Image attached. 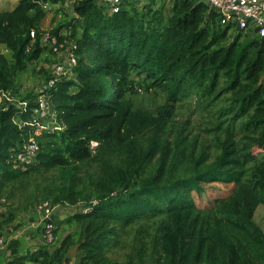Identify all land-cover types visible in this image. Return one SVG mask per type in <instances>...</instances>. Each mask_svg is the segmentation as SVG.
<instances>
[{
    "label": "trees",
    "instance_id": "1",
    "mask_svg": "<svg viewBox=\"0 0 264 264\" xmlns=\"http://www.w3.org/2000/svg\"><path fill=\"white\" fill-rule=\"evenodd\" d=\"M151 1L139 9L125 0L113 15L98 0H19L0 11V44L11 53L0 52V92L27 104L0 102V205L23 191L33 211L45 201L79 207L64 221L53 215L50 245L24 253L25 241L11 240L5 264H264L255 223L264 207V39L222 25L205 0H173L168 13ZM54 6L64 15L52 37L78 48L72 75L44 92L66 126L47 132L20 126L35 120L40 93L19 84L47 48ZM140 90L165 104H139ZM186 105L209 118L213 142L199 150L177 127L176 106ZM31 138L36 162L15 168L11 153ZM216 182L232 185L231 197L198 205L194 194ZM14 211L0 212V237L14 234ZM130 237L125 258L111 257Z\"/></svg>",
    "mask_w": 264,
    "mask_h": 264
},
{
    "label": "rangeland",
    "instance_id": "2",
    "mask_svg": "<svg viewBox=\"0 0 264 264\" xmlns=\"http://www.w3.org/2000/svg\"><path fill=\"white\" fill-rule=\"evenodd\" d=\"M133 1L135 2L136 7L139 9H143L144 6L152 2L151 0ZM172 1L173 0H155L153 6H164L165 12L168 13L169 9L172 7ZM18 3L19 0H0V11L14 10ZM51 9L53 10L50 11L47 19L44 22V31L46 33H50V31L54 27H57L60 21L63 19L64 15L61 12L62 10H60V6H54ZM64 11H66V15H69L70 19L73 17L72 9L69 4L64 7ZM60 35L66 37L68 35V30L62 29ZM71 42L72 41L64 40V44L66 46ZM42 45L47 48L44 49L39 61L32 64L29 70L25 72L21 78L19 87L21 88L22 92L26 91L37 94L40 93V95L43 94L47 88L46 79L48 77V74H53L54 66L60 64L63 60V58H61L63 54L60 56V54L55 53L45 42H43ZM0 52H2L7 57V59H11V53L7 51L1 44ZM154 95L156 94L145 93L144 90H140L139 95H137L135 99L139 104L154 110L155 108L165 104L166 102L164 95L158 94L156 95V97ZM176 109L178 110L176 111L177 127L182 125L186 126V134L192 141H195L197 150H199L202 145H210V143L213 142V134H209L206 132L207 129L210 128L207 113L201 114L200 112H196L194 108L190 107L189 105H186L184 107L176 106ZM174 136L175 135L170 136L169 139H173ZM31 182L32 181L27 182L28 188L25 189L26 192L33 189V187H29V183ZM232 191V185H224L222 183L216 182L209 185H203V192H201L200 194L195 193L194 199L196 200L198 205L203 207L213 204V202L218 198L229 199L231 197ZM22 193L23 191L15 192L11 196V198H6L8 199L7 204L5 205L7 209L3 208V211H8L12 208L15 210L14 212L17 215V220L12 226L14 234L17 235V233H21L26 238H28V248L37 249L42 245L43 242L39 234L42 230V224L40 222V219H38L36 212L33 211V208H25L28 195ZM78 208L79 207L60 206L58 208H55L54 214L60 221H64ZM255 223L264 234V207L258 208L255 216ZM60 237L61 234L58 233L56 235L55 244L59 241L57 240V238L59 239ZM55 244L51 247H54ZM134 244V238H128L126 245L121 250H116L114 253H111V257L117 258L119 260L121 258L124 259V254L129 253V248Z\"/></svg>",
    "mask_w": 264,
    "mask_h": 264
},
{
    "label": "built area",
    "instance_id": "3",
    "mask_svg": "<svg viewBox=\"0 0 264 264\" xmlns=\"http://www.w3.org/2000/svg\"><path fill=\"white\" fill-rule=\"evenodd\" d=\"M98 1L102 6L107 8L111 15L119 13L125 3V0ZM205 1L219 13L222 25L230 26L233 31L238 30L244 33L252 31L258 37L264 39V0ZM31 36L35 39L34 32ZM43 42L49 45L55 53L60 54V56L63 54L61 57L63 58L61 63L54 66V78L49 81L47 86V88H50L53 87L59 79L70 77L72 75L74 68L77 66L75 52L78 47L77 44L73 42L69 43L67 46L64 43H59V41L52 37L50 33H45L42 38V44ZM45 94L46 93L41 94L37 99L39 104L35 110L36 118L33 123L19 122V124L20 126L26 124L38 126L41 130L47 132L63 131L66 128L65 123L59 118L57 111L51 109L49 98ZM5 100L12 104H18L19 107H27L26 103L22 106V102L17 101L4 92H0V101L3 102ZM26 109L24 108L25 112ZM38 151V142L31 138L28 142L11 153L9 161L15 166V168L26 170L36 162ZM1 203L0 212L3 211L4 205L7 204V201L2 199ZM54 210L55 207H53L48 201L41 202L35 209L43 228L42 239L47 245H50L55 240V224L53 221ZM11 240H13L12 235L8 237H0V251L6 250L8 256L11 255V251L8 249Z\"/></svg>",
    "mask_w": 264,
    "mask_h": 264
},
{
    "label": "crops",
    "instance_id": "4",
    "mask_svg": "<svg viewBox=\"0 0 264 264\" xmlns=\"http://www.w3.org/2000/svg\"><path fill=\"white\" fill-rule=\"evenodd\" d=\"M12 237H13V239H23L25 241L26 248L24 250V253H25V251L27 252V251H34V250H36V249H29L28 248V246H27L28 238H26L21 233H17V235L12 233ZM40 238H41V235H40ZM9 259H10V256H8V253L6 252V250L0 251V264H5L7 261H9Z\"/></svg>",
    "mask_w": 264,
    "mask_h": 264
}]
</instances>
